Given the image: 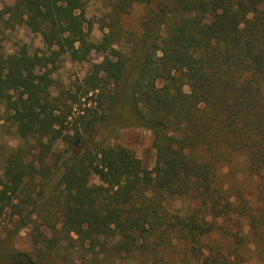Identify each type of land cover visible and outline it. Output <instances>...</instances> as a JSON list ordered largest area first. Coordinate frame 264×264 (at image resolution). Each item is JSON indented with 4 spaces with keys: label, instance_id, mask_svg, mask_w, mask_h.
<instances>
[{
    "label": "trees",
    "instance_id": "trees-1",
    "mask_svg": "<svg viewBox=\"0 0 264 264\" xmlns=\"http://www.w3.org/2000/svg\"><path fill=\"white\" fill-rule=\"evenodd\" d=\"M22 1L40 16L0 0V170H21L0 171V208L15 234L30 228L39 253L28 261L264 264V0ZM135 3L154 32L132 85L150 169L108 142L116 80L108 59L87 57L123 38L124 64L138 53L123 28ZM58 35L62 66L88 64L83 75L52 59ZM13 67L24 70L16 95Z\"/></svg>",
    "mask_w": 264,
    "mask_h": 264
},
{
    "label": "rangeland",
    "instance_id": "rangeland-1",
    "mask_svg": "<svg viewBox=\"0 0 264 264\" xmlns=\"http://www.w3.org/2000/svg\"><path fill=\"white\" fill-rule=\"evenodd\" d=\"M64 3L66 0H57ZM8 5H21L28 15H39L40 8L32 3L22 0H5ZM146 9L141 3H135L129 13L123 17V28L126 32H133L134 38L141 39V45L138 53L133 56L126 64V57L131 52L132 40H115L107 48L102 49L100 46L90 44L87 51V57L90 62H100L109 60V68L114 72L115 77V99L108 106L102 118L104 124L111 131L115 132L113 137L109 139L110 144H118L130 148L142 160L143 167L150 169L155 162V152L152 146V131L140 125V118L137 112L136 104L132 98L133 82L143 65V47L149 43V40L154 35L151 24L148 27V32L141 28V23L145 15ZM206 19V14L202 15ZM101 34L99 29H95V35ZM130 41V42H128ZM61 36H56L51 44V57L56 59V64L60 67L61 72L66 74L67 69L75 74L83 75L88 64H77L72 67L70 63L62 62L58 59L59 47L61 46ZM42 45V42H38ZM66 67V68H65ZM10 80V91L16 95L20 84L24 81V70L21 67H13L8 71ZM160 85V84H159ZM188 89V88H187ZM93 103H88L87 106H93ZM84 104L82 105V107ZM19 114L27 115V109H19ZM74 118V117H72ZM51 162V161H50ZM1 173L5 179L17 177L21 174L20 168L14 164L1 167ZM99 178L92 175L90 185L99 183ZM16 216L13 215L12 209L9 207L0 208V264H31L28 257L36 260L39 253L38 247L32 243L30 236V228H25L18 233H14ZM50 235V231L46 230Z\"/></svg>",
    "mask_w": 264,
    "mask_h": 264
}]
</instances>
